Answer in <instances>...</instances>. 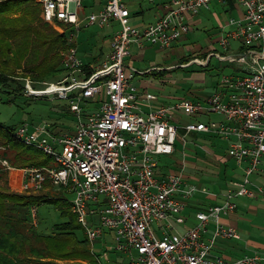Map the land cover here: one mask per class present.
I'll return each mask as SVG.
<instances>
[{
    "label": "built area",
    "instance_id": "obj_1",
    "mask_svg": "<svg viewBox=\"0 0 264 264\" xmlns=\"http://www.w3.org/2000/svg\"><path fill=\"white\" fill-rule=\"evenodd\" d=\"M46 22L67 26L68 49L64 54L66 73L55 82L35 88L25 84V93L36 98L50 95L68 101L77 124L73 132L54 133L47 123L29 121L11 129L14 139L52 157L46 166L22 168L21 189L37 193L47 187L72 193L70 209L76 214L98 264H109L111 252L122 254L128 264H264V253L254 252L235 259L213 254L219 239H241L240 231L221 222L222 214L234 212L239 196L264 197V184L254 185L250 176L259 170L264 157V0H237L244 7L242 18H231L234 32L221 39L227 49L232 39L240 40L241 54L216 55L221 60L245 66L243 76L222 77L218 91L206 102L184 99L174 105L153 104L151 92L138 95L130 81L143 73L125 60L131 46L149 43L161 49L170 47L191 31L190 17L199 14L211 0H167L163 14L152 23L136 26L130 20L127 0H100L99 9L81 18L84 0H35ZM153 2L154 0H148ZM117 21L120 29L111 39L104 63L86 75L78 55L76 40L89 26L105 27ZM192 62L206 64L194 58ZM106 100L102 101V95ZM149 104L141 107L140 99ZM84 99L99 104L86 111ZM202 116L209 111L224 116L222 121L179 124L175 112ZM186 132H213L230 141L228 156L246 163L244 175L233 180L222 204L196 213L195 226H186L188 199L200 187L187 183L181 174L161 176L158 158L172 155L181 129ZM4 169L14 167L0 158ZM204 191L206 189H203ZM36 216L37 206H32ZM209 222L213 234L204 239ZM176 224L186 226L184 232ZM107 231L113 235L112 251L95 243Z\"/></svg>",
    "mask_w": 264,
    "mask_h": 264
},
{
    "label": "crops",
    "instance_id": "obj_2",
    "mask_svg": "<svg viewBox=\"0 0 264 264\" xmlns=\"http://www.w3.org/2000/svg\"><path fill=\"white\" fill-rule=\"evenodd\" d=\"M85 1L86 0H84V2ZM166 1L167 0H154L153 2L148 0H127L128 6L130 8L131 23L136 26H143L154 22L160 16H162L163 3ZM99 4L100 0H90V4L88 5L90 11L88 13L99 9ZM215 5L218 7V9H215ZM85 11L86 8L83 6L81 8V18L88 14H86ZM244 11V7L241 6L237 0H211L209 5L207 7H203L198 15L189 18V22L193 30L202 29V31L208 33V39L205 45H198L199 47L197 49H195L192 45H185V48H182L183 52L180 53V57L178 58V63H171L169 65L163 66L160 64H155L154 61H151L153 64L148 67H138L133 64L143 72L134 76V78L131 80L132 82H130L133 85L134 79L137 78L138 83L137 85L134 83V86L138 88V95L142 96L145 92H151L155 94L157 96V100L154 101L153 104L174 105L175 103L187 98L193 101H201L204 103L206 102L205 100L209 95L221 88L220 82L223 76L228 75L236 77L245 75L247 73L245 66L235 62L221 60L216 55L217 53L241 54L244 52L245 46L238 39H232L231 45L227 49L223 48L221 45V39L228 36L230 32H234L236 29L235 25H228L229 20L231 18H242ZM213 19H215L216 23L214 22V24L211 25V21ZM112 23L114 25L119 24L117 21ZM192 29L185 37H183L185 40L186 37L192 33ZM175 45H179V41L173 42L171 46L167 48L174 47ZM149 46H151L149 43L144 44L143 47H140L137 44H132L131 50L134 49L140 52ZM190 51L192 52L190 53ZM189 57H192V60L194 58L203 59L205 60L206 64H198L195 62L191 63L192 60L183 63ZM81 59L83 60L82 57ZM214 59L219 61V64H213ZM104 61L101 64H103ZM84 63L86 68L94 70L90 64H87L85 61ZM178 64L183 65V67L178 66ZM193 65L197 66L192 70L194 74L196 73L195 75L201 73L203 74V71L206 69L217 72V76H215L216 81L213 82L211 89H196L192 92L193 97L186 95L165 96L160 94L159 86L165 85L164 81L169 80L172 71L177 70L180 67L188 68ZM195 78L197 80V78L201 77L195 76ZM139 102L144 110L149 109V104L146 102V100L141 98ZM211 113L215 114L214 118L208 117ZM175 115L179 119V124L181 126H184L188 122L192 121L210 122L222 121L224 119L222 114L213 111H209L208 114L202 116H192L184 112L176 111ZM181 133L182 135L188 133L193 137L207 140V142L193 147V149L198 154V159L192 161V164L201 170L202 174L207 175L205 178L209 179L207 182L209 183V187L208 185L193 179V175L188 173L186 170H181L178 173L183 176V179L187 183L196 184L200 187V189L195 191L193 196L188 199V204L184 212L187 216L186 226L192 227L197 223L196 213L198 211L204 210L211 205H220L223 203L225 198L224 193L231 184V181L240 180V178L244 175V167L246 163L241 165L238 164L234 159L230 158L227 153L230 141L216 135L213 132H186V130L182 128ZM207 133H209V136H207ZM157 171L161 176L169 175L163 172L160 168H157ZM7 173V177L1 180L0 184L7 183L11 189L20 190V192H22V168H13ZM250 178L254 185L264 184V157L259 166V170L254 172ZM203 189L206 190L204 191ZM51 190V187H47L40 193H47L52 197H61V191L60 194H58V192H52ZM199 193H202L206 197L199 195ZM235 201L237 203L236 210L229 214H222L221 222L236 227L240 231L242 237L241 239L217 240L216 246L213 249V254L235 259L245 254H253L256 251L264 253V197L261 195H257L255 197L239 196L235 199ZM186 226L176 224V228L181 232H184ZM213 230L214 223L209 222L206 230L202 234L203 238H210L213 234ZM99 242L102 243V248H108L112 251L113 235L110 231H107L106 234L101 239H99ZM116 258H118V261H125V257L122 254L116 256ZM111 260L112 261H110L109 264H112L113 262L112 255Z\"/></svg>",
    "mask_w": 264,
    "mask_h": 264
},
{
    "label": "trees",
    "instance_id": "obj_3",
    "mask_svg": "<svg viewBox=\"0 0 264 264\" xmlns=\"http://www.w3.org/2000/svg\"><path fill=\"white\" fill-rule=\"evenodd\" d=\"M41 11V5L35 0H0V85H7L10 89L12 83L20 80L15 79L16 69L25 67L27 62L33 64L29 70L25 67L28 75H33V80L42 83L50 78L59 80L62 71L58 68L59 50L69 44L66 34L58 33L42 20ZM191 60L189 57L183 63ZM92 71L86 68V75ZM19 86L14 91L20 89ZM14 127L0 123V146L7 150L2 159L8 160L14 168L52 163L51 156L14 139L11 134ZM7 172L1 164L0 181L7 177ZM45 201L56 203L62 219L48 233H41L38 224L31 226V233H27L30 207ZM79 229L84 231L65 196L16 192L7 183L0 184V264H79L75 261L77 258L90 259L93 264H98L85 232L84 238H79ZM113 253L112 264H128L126 260L118 261L116 256L119 253ZM60 260L65 262L60 263Z\"/></svg>",
    "mask_w": 264,
    "mask_h": 264
},
{
    "label": "rangeland",
    "instance_id": "obj_4",
    "mask_svg": "<svg viewBox=\"0 0 264 264\" xmlns=\"http://www.w3.org/2000/svg\"><path fill=\"white\" fill-rule=\"evenodd\" d=\"M89 4L90 0H86L83 4V6L86 8V14L90 11V9L88 8ZM215 9H218L216 5ZM40 17L42 18V14H40ZM42 20L44 21L43 18ZM214 22L215 19L211 21V25L214 24ZM47 23H49L58 33L66 34L67 26L65 24L61 22ZM119 29L120 25H114L113 23L105 27L94 25L83 28L76 40L78 46V55L82 57L87 64H90L93 69L100 67L102 65L101 63L106 60L107 54L111 48V39ZM207 39V32L202 31V29H194L192 33L188 35V37H186V40L185 38H182L181 40H179V45H175L171 48L161 49L158 46L151 45L140 52L132 49V56L130 58H127L125 62L135 64V66L138 67H148L153 64V62L151 61H154L155 64H160L163 66L169 65L171 63H178V58L180 57V53L183 52L182 48L184 49L185 45H192L195 49H197L199 47L198 45H205ZM67 49L68 47L59 50L60 64L58 68L62 69L61 73H59V79L66 73L64 65V54ZM191 52L192 51H190V53ZM213 64H219V61L214 59ZM30 66V62L25 63V67L27 69ZM32 66L30 67V69L32 68ZM178 66L183 67V65L180 64H178ZM25 67L16 69L15 79L20 80H18L17 83H12V87L10 89L6 87L7 85H0V123L6 127L17 126L25 121H29L35 125L47 123L54 133L73 132L76 127L77 121L74 117V114L69 110L67 100L55 97L53 95L43 98H36L25 93V84L28 80L33 82L32 85L35 88H42L44 87L45 83L33 80V75H28ZM182 67L172 71L169 80L164 81L165 85L159 86L160 94H163L165 96L186 95L189 97H193L192 92L194 90H209L213 86V82L216 81V71L207 70L205 68L206 70L203 71V74L201 73L202 75H195L196 73L194 74L192 70L197 67L196 65L188 68ZM195 76L201 78H197L196 80ZM56 80L57 79L55 78H50L46 82H55ZM134 83L137 85V78L134 79L133 85H135ZM17 85H20L19 88H21L14 91V88ZM11 89H13V91L12 93H9ZM101 99L102 101H105L106 96L103 94ZM84 101L89 102L88 105H85L86 111H91L99 105L97 103L90 102V100L88 99H84ZM208 117L214 118L215 114L211 113ZM207 134V136H209V133ZM205 142H207V140L193 137L188 133L184 135L180 133L176 141L175 153L172 155L159 156L158 168H160L166 174H178L181 170H186L188 173L193 175V179H195L196 181H200L203 184L208 185L209 187V183H207L209 179L205 178L207 177V175L202 174L201 170H199L192 164V161L198 159V154L193 149V147L196 145L199 146L200 144H203ZM5 150V147L0 146V158L3 157ZM12 190L20 192V190L16 189ZM51 191L58 192V194H60L61 191L62 195H64L68 200H71L73 198L72 193H65L63 189H52ZM22 192L25 191L22 190ZM199 195L206 197L202 193H199ZM29 219L30 221L27 223L25 231L30 234L31 230L29 231V228L31 226H36L37 224L38 230L41 233H48L52 230L53 225L56 222L60 221L62 218L60 211L56 207V203L53 201H45L37 205L36 216H33V211L30 210ZM77 234L80 239L84 238V231L82 229H79L77 231ZM101 246L102 243L98 240L95 243L94 250L97 254L101 252ZM111 255L114 256L115 253L111 252ZM124 260L126 259L124 258ZM75 261L79 262V264H93L90 259L85 258H77ZM59 262L63 263L65 261L60 260Z\"/></svg>",
    "mask_w": 264,
    "mask_h": 264
}]
</instances>
